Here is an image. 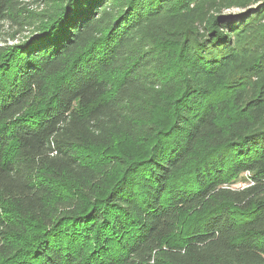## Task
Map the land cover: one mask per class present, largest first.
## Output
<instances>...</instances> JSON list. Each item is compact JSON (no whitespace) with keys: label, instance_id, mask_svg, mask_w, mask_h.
<instances>
[{"label":"trees","instance_id":"obj_1","mask_svg":"<svg viewBox=\"0 0 264 264\" xmlns=\"http://www.w3.org/2000/svg\"><path fill=\"white\" fill-rule=\"evenodd\" d=\"M0 264H264L261 0H0Z\"/></svg>","mask_w":264,"mask_h":264},{"label":"rangeland","instance_id":"obj_2","mask_svg":"<svg viewBox=\"0 0 264 264\" xmlns=\"http://www.w3.org/2000/svg\"><path fill=\"white\" fill-rule=\"evenodd\" d=\"M232 13L236 12L234 10H230ZM246 182H244L243 180H238L235 184H233L234 187H240V186H243L245 185Z\"/></svg>","mask_w":264,"mask_h":264},{"label":"snow or ice","instance_id":"obj_3","mask_svg":"<svg viewBox=\"0 0 264 264\" xmlns=\"http://www.w3.org/2000/svg\"><path fill=\"white\" fill-rule=\"evenodd\" d=\"M261 4H264V0H261Z\"/></svg>","mask_w":264,"mask_h":264}]
</instances>
